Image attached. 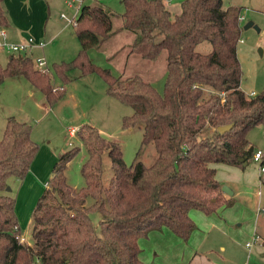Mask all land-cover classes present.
Masks as SVG:
<instances>
[{"label": "trees", "instance_id": "1", "mask_svg": "<svg viewBox=\"0 0 264 264\" xmlns=\"http://www.w3.org/2000/svg\"><path fill=\"white\" fill-rule=\"evenodd\" d=\"M3 1L0 26L7 27ZM122 3L123 28L135 36L129 53L150 61L167 53L163 93L140 75H115L89 57L88 51L106 43L114 29L112 10L97 2L83 1L75 26L81 49L54 69L64 84L74 69L80 77L100 75L107 93L134 109L123 127L142 125V144L153 143L156 158L146 164L137 156L127 164L119 142L90 123L82 124L77 135L88 152L81 169L85 184L73 187L65 173L80 151L73 146L60 155L37 201L29 246L20 240L16 199L7 187L10 177H26L39 146L32 126L9 116L0 139V264H145L141 238L169 229L187 243L198 230L193 210L210 215L222 204L235 203L224 197L214 165L246 168L259 150L248 134L264 125V89L251 95L242 88V7H224V0H184L181 12L173 15L165 0ZM206 41L212 51H197ZM34 63L28 54H10L5 66L0 63V86L7 78L23 76L46 94L50 105L63 98L66 90L54 93L53 80ZM232 124L226 132L219 130ZM106 153L113 169L108 185L103 180ZM259 161L264 167V151ZM94 212L101 215L98 227L91 218Z\"/></svg>", "mask_w": 264, "mask_h": 264}, {"label": "rangeland", "instance_id": "2", "mask_svg": "<svg viewBox=\"0 0 264 264\" xmlns=\"http://www.w3.org/2000/svg\"><path fill=\"white\" fill-rule=\"evenodd\" d=\"M47 16L43 20L44 26L48 30L47 40L49 41L43 48H33L29 51V55L36 63L41 58H45L47 62V73L53 80V92L59 93L66 90L65 96L53 104H49L46 94L36 86H33L25 77L23 80L5 81L0 86V139L9 116H15L21 121H26L32 126V139L38 144L40 156L39 165L43 160L50 156L48 151L54 153L59 160L62 153L70 150L73 146H79L80 151L76 157L67 164L66 176L68 182L76 188H81L85 184L81 169L82 165L88 159V152L82 146L79 136H70L72 128L82 125V123H91L96 126L103 135L113 141H117L122 146L124 159L127 164H131L138 156L139 159L146 164H151L156 158V149L153 143L143 145L144 129L142 125L125 129L123 127V119L131 116L134 112L132 106L126 105L110 96L107 93V85L103 78L97 73L80 77V70L74 69L69 72L70 81L64 84L55 72V64L72 61L81 49V43L75 34L74 25H68V21L62 18L65 13L69 18L78 16V8L82 1L84 4L97 2L112 10L114 17V29L112 37L102 46L93 47L88 51L89 57L95 64L103 68H109L115 75H123L124 77L132 75H140L163 93L167 74V53L164 51L156 61L142 59L138 55L129 53V46L134 39V34L123 28V20L121 14L124 12L122 0H42ZM74 2L72 5L69 2ZM170 6L173 15L181 12V3L184 0H166ZM235 5L242 7L243 27L242 38L238 44V56L243 70L242 88L248 94L260 93L264 89V0H224V7ZM254 22L260 28L251 27L245 29L244 26ZM22 23V22H21ZM29 24H23L25 33L30 34ZM33 33V32H32ZM51 37V38H49ZM29 38V36L27 37ZM197 51L201 53H209L212 51V44L208 41L200 43ZM1 60L3 66L7 64L9 53L1 50ZM34 66L36 68V65ZM39 70L38 68H36ZM27 80V81H24ZM33 91V93H31ZM79 131V128H77ZM248 138L256 149L264 151V125H258L250 130ZM74 143V144H73ZM38 150V151H39ZM38 154V152H37ZM36 154V156H37ZM35 156V157H36ZM37 161V162H38ZM261 161L252 158L246 168H242V172H252L254 176H258L261 172ZM263 174V173H262ZM113 175L111 159L106 153L104 155V184L108 185ZM21 180L17 177H10L8 180L11 196L20 197L19 185ZM45 180L39 179L38 186L43 187L37 191L34 190V196L37 197L34 207L38 199L47 189L44 185ZM224 186V185H223ZM229 187V186H228ZM239 191V187H237ZM258 187L254 185L250 187L243 185L242 191L249 201H255L258 204ZM40 193V194H39ZM32 197V198H33ZM31 198V199H32ZM231 199L235 201L233 210L229 217H245L250 220L252 213L247 209V204L240 200V196L233 195ZM264 191L262 205H264ZM34 198L31 201L33 204ZM93 200L88 199V203ZM17 203V202H16ZM239 206V207H238ZM33 210L23 211L21 206L18 210V217L21 222V242L26 245L33 246ZM229 209L222 204L218 209L208 215L217 219L223 218L225 232L219 227H201L205 234H192L186 243L181 241L169 229L161 231H152L148 237L141 238L139 245L142 250L141 259L145 264H188L189 257L197 251L199 254L207 255L216 260L231 262V264H247L248 249L245 243L253 238L254 231H246L247 222L239 221V219H228L226 215ZM94 224L98 227L101 215L98 212L91 214ZM243 223L242 226H238ZM199 227V224L197 223ZM221 227V226H220ZM200 228V227H199ZM237 228V229H234ZM241 233L234 234L242 229ZM201 235L203 238L199 240L197 237ZM235 238V245L231 236ZM221 245L227 247V251H223ZM192 250V252H191ZM191 252V255L189 256ZM257 264H264L259 256H253V261Z\"/></svg>", "mask_w": 264, "mask_h": 264}, {"label": "crops", "instance_id": "3", "mask_svg": "<svg viewBox=\"0 0 264 264\" xmlns=\"http://www.w3.org/2000/svg\"><path fill=\"white\" fill-rule=\"evenodd\" d=\"M165 3L168 6V8L170 9L171 8L170 6H172V4L171 3H170L171 5L168 4V2L166 0H165ZM3 7H4L6 14L8 16L9 25L7 27L0 26V30L1 29L6 30L7 41L14 42V43L25 42L28 40V38H27L28 36L33 37L36 42L43 41L47 44L50 41V40L49 41L47 40V42H46L48 30L46 29V26H44V24L42 25V23H44L43 20L47 16V10L45 9V5H44L42 0H4L3 1ZM23 24H29L26 27L30 28V34L28 33V35H27L25 33V31L22 27ZM68 25H71V24H68ZM74 36L77 37L76 31H75ZM49 38H51V37H49ZM33 48H41V47L34 46ZM0 53H1V51H0ZM27 54L29 55V52ZM0 56H1V54H0ZM9 56H10V53L8 55V59H9ZM8 59H7V61H8ZM0 63L2 64L1 58H0ZM9 80L21 81V80H23V78H22V76L10 77V78H7L5 81H9ZM27 80H24V81H27ZM31 93H33V91H31ZM82 124H84V123H82ZM80 126L81 125H79L78 127H75V128L76 129L80 128ZM102 134H103V132H102ZM70 136L76 137V135H72L71 132H70ZM40 151H41V148L38 151L37 156L33 160L26 177L23 179H20L21 180L20 185H19L20 197H17V201H16L17 202L16 203L17 216H18V210H19L20 206H21L23 211H28V212L30 210L34 211L33 206H34V202L37 198V197L36 198L33 197L34 196V190H35V188L38 187L37 191L40 190V193H41V190L43 188L42 186L41 187L38 186V180L44 179L45 180L44 185H46L49 182L50 178L53 176V171L55 169L56 164L58 163L56 155L54 153L48 151V153L52 157L51 158L48 157L46 159L45 164H43V160L41 162V165L37 164L40 162V161H38L39 156H40ZM214 166L217 169L216 177H217L218 181L224 186H229L230 190L232 191V194H229V193H226L223 191L224 197L226 199H230L231 196H233V195L234 196L235 195L240 196L241 202L244 204H247V207H248L247 209L249 210L250 213H252L250 220H247L245 217H241V218L229 217L230 213H232L233 210L237 209V207H234L235 205L234 206L232 205L231 207H227L229 209V211H227V213H226V215L229 217L228 219H230V220L231 219H233V220L239 219L240 222L243 221L244 223L246 221L247 222V226L245 228L246 231L247 232L248 231H250V232L254 231L253 238L256 235H259L261 237V240L256 241L254 247L251 249L248 248L247 243H245V247L248 249V252H249L247 264H249L250 260L253 261V256H257V255L259 256L260 260L264 261V247H263V242H262L264 240V211H263L264 205H262V198H263V191H264V186L262 183V176L264 174H262L260 172L258 176H254L252 174V172H242L241 171L242 168L239 166H233V165H227V164H215ZM12 178H14V177H12ZM243 185H248L250 187H253L254 185H256L258 187L257 195H258L259 201H258V204L256 206H255V201L252 200V201L248 202L249 197H246L242 191ZM237 187H239V191L237 190ZM43 190H46V188ZM32 197L34 198V201H33V204L31 205V201L33 200ZM263 201H264V199H263ZM33 211L31 213V215L33 214ZM191 217L194 219L196 224L197 223L199 224V227H200V228L198 227V230L194 232L195 234H197V233L205 234L207 231L202 232L200 230L201 227H203V226L204 227H211V228L219 227L223 232H225V230H224L225 225L222 222L224 220L223 218H221V219H217L214 217L212 218V217H209L207 214H204L203 212L198 211V210H193L191 212ZM18 219H19V217H18ZM19 223H20V227H21L20 219H19ZM242 225H243V223H239L238 226H242ZM234 229H237V228H234ZM242 230H243V228L236 231L234 234L238 235L239 233H241ZM197 238L199 240H201L203 237L201 235H199ZM231 238H232V241H234L232 246H234L236 240L233 236H231ZM221 247H222L223 251H227V247L225 245H221ZM191 252H192V250H191ZM191 252H190L189 256L191 255ZM188 264H231V262H229V261L226 262L224 260V258H223V261L216 260L212 257H208L207 255H204V254H199L197 251H195V253L192 254L191 257H189ZM252 264H257V263L254 261Z\"/></svg>", "mask_w": 264, "mask_h": 264}, {"label": "built area", "instance_id": "4", "mask_svg": "<svg viewBox=\"0 0 264 264\" xmlns=\"http://www.w3.org/2000/svg\"><path fill=\"white\" fill-rule=\"evenodd\" d=\"M83 2V1H82ZM74 2H69L70 5H72ZM82 3L79 5L78 13L80 11ZM62 18H64L65 20L68 21V24H72L74 25V27L77 25V17H71L69 18V16H67L65 13H62ZM243 16H240V21L242 20ZM46 45L45 42L40 41V42H36L35 39L33 37H29L27 41L25 42H20V43H14V42H10L7 41V32L5 29H1L0 30V51L1 50H5L10 54H19V53H24L27 54L34 46L36 47H41L43 48ZM36 68H38L41 72L43 73H48L49 69H47V62L45 58H41L39 61H37L35 63ZM62 89L63 86L61 87ZM256 93H251V95H255ZM77 129L76 128H72L70 130L72 135H76L77 134ZM263 155V151L262 150H258L255 153V159L260 160L262 158ZM261 173L264 174V167H262L261 169ZM47 187L49 185V182L46 184ZM264 211V210H263ZM261 237L259 235H256L252 240L247 242V246L248 248H253L255 245L256 241H260Z\"/></svg>", "mask_w": 264, "mask_h": 264}, {"label": "water", "instance_id": "5", "mask_svg": "<svg viewBox=\"0 0 264 264\" xmlns=\"http://www.w3.org/2000/svg\"><path fill=\"white\" fill-rule=\"evenodd\" d=\"M251 27H254V28H256L258 31H260V28H259L258 26H256V25L254 24V22H249V23H247V24L244 26L245 29H249V28H251ZM232 127H233V124H232V125H226V126H222V127H220L219 130H220L221 132H226V131L230 130ZM252 150H253V147L251 148V151H252ZM245 164H246V163H245ZM222 189H223L224 192L229 193V194H232V191L230 190V188H229L228 186H223ZM10 190H11V188L8 186V187H7V191H10Z\"/></svg>", "mask_w": 264, "mask_h": 264}]
</instances>
